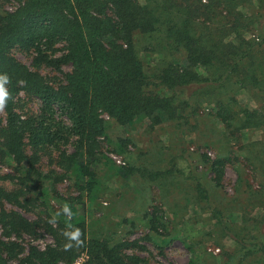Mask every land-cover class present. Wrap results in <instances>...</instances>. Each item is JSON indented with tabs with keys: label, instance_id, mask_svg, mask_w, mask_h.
Here are the masks:
<instances>
[{
	"label": "trees",
	"instance_id": "16d2710c",
	"mask_svg": "<svg viewBox=\"0 0 264 264\" xmlns=\"http://www.w3.org/2000/svg\"><path fill=\"white\" fill-rule=\"evenodd\" d=\"M1 2L12 5H0V76H7L8 93L5 116L0 117V264H69L82 252L87 255L84 264H149L143 255L127 251L135 240L88 234L77 205L87 197L92 200L97 185L80 155L94 158L97 137L107 128L103 112L120 124L146 121L153 128L197 113L205 103L224 132L237 140L245 128H264V0ZM252 25L258 34L246 36ZM15 51L32 54L30 65ZM142 52L146 57L158 54L152 71ZM42 66L62 77L41 73ZM240 89L255 105L237 102L234 91ZM33 97L39 106L26 107ZM72 136L74 149H61ZM57 150L53 160L64 171H43L41 156ZM235 150L244 151L248 175L256 181L253 186L243 179L247 204L264 205V140ZM203 156L219 184L230 157ZM2 165L11 171H2ZM67 171L77 178L76 195L64 196L55 188ZM197 190L204 191L201 183ZM50 195L61 201L54 215L47 209ZM37 200L44 209L35 219L6 205L29 210ZM222 216L220 209L214 211L225 234L229 229L236 233L235 245L220 247V258L207 249L215 258L212 264H264V238L244 225L250 217L243 213L242 227L234 230ZM148 221L158 223L154 212ZM38 228L52 241L40 246L30 238L24 246L20 238L37 237ZM77 229L82 233L79 244L65 235Z\"/></svg>",
	"mask_w": 264,
	"mask_h": 264
},
{
	"label": "rangeland",
	"instance_id": "374dc122",
	"mask_svg": "<svg viewBox=\"0 0 264 264\" xmlns=\"http://www.w3.org/2000/svg\"><path fill=\"white\" fill-rule=\"evenodd\" d=\"M1 4L8 9L12 5L0 0ZM251 27L245 32L246 36L258 34V30L253 25ZM15 55L30 65L32 54L15 51ZM141 55L152 71L158 54L146 57L142 52ZM67 68L64 66L63 70ZM39 71L47 76L62 77L60 71L49 66H42ZM234 95L240 104L255 105L245 90H235ZM39 103L40 100L33 97L27 101L26 107L37 108ZM208 106L204 103L197 113L156 124L153 128L146 126V121L120 124L105 112L101 113L107 128L105 134L97 137L99 145L92 154L94 158L90 160L86 153L80 155L87 161L97 185L95 197L92 200L87 197L84 205H77L85 215L89 235L95 233L114 239L135 240L136 246L127 251L143 255L149 264H192V260L212 264L215 258L207 253V249H232L235 245L236 233L229 229L226 235L214 217V211L220 209L223 221L230 223L234 230L242 227L241 216L247 214L250 219L244 225L264 238V205L247 204L248 186L243 179L247 177L253 186L256 181L248 175L250 169L246 165L244 151L235 150L242 143L264 140V128H245L237 140L224 132L223 123L209 113ZM3 116L2 109L0 117ZM72 138L59 145L61 149L72 151ZM57 153L58 150L41 156L39 166L43 171L52 168L64 171L53 160ZM205 153L209 158L218 155L230 157L219 184L215 183L214 172L204 163ZM113 155L120 157L121 162H116ZM1 170L11 171V168L2 165ZM76 179L67 171L56 182L55 188L64 196L76 195L79 193ZM79 181L83 183L85 178L80 177ZM198 183L204 191L197 190ZM49 199L47 209L53 213L61 201L53 195ZM38 200L29 206V210L8 202L6 205L35 219L40 209H44ZM152 212L157 216L156 225L148 221V214ZM37 230L35 238L26 234L20 238L24 246L30 238L40 246L52 241L43 229ZM213 253L220 258L219 251ZM80 255L84 264L87 255L84 252Z\"/></svg>",
	"mask_w": 264,
	"mask_h": 264
},
{
	"label": "clouds",
	"instance_id": "9594fccd",
	"mask_svg": "<svg viewBox=\"0 0 264 264\" xmlns=\"http://www.w3.org/2000/svg\"><path fill=\"white\" fill-rule=\"evenodd\" d=\"M7 82V76H0V110H2L5 105H6V100L8 98V93L6 89L4 88V84ZM63 211L65 213L69 212V208L67 205H65ZM66 236L70 238V240H75L77 244L81 243L80 237L82 233L80 232L79 229L75 230L74 232L71 233H65ZM66 247H71V244L66 245Z\"/></svg>",
	"mask_w": 264,
	"mask_h": 264
},
{
	"label": "built area",
	"instance_id": "2783aa9c",
	"mask_svg": "<svg viewBox=\"0 0 264 264\" xmlns=\"http://www.w3.org/2000/svg\"><path fill=\"white\" fill-rule=\"evenodd\" d=\"M113 158L115 159L116 162H121V158L117 157L116 155H113ZM213 250V252H217L219 250L218 247L216 248H210ZM83 257L77 256L70 264H83Z\"/></svg>",
	"mask_w": 264,
	"mask_h": 264
}]
</instances>
